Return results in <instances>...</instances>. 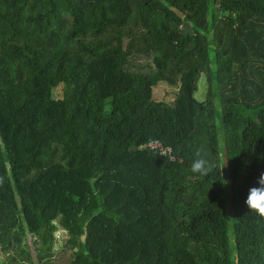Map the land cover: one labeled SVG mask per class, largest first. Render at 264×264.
<instances>
[{
  "label": "trees",
  "instance_id": "16d2710c",
  "mask_svg": "<svg viewBox=\"0 0 264 264\" xmlns=\"http://www.w3.org/2000/svg\"><path fill=\"white\" fill-rule=\"evenodd\" d=\"M197 151L209 176L190 170ZM261 172L264 0H0L10 263L52 264L60 229L68 264H264L244 203Z\"/></svg>",
  "mask_w": 264,
  "mask_h": 264
},
{
  "label": "rangeland",
  "instance_id": "374dc122",
  "mask_svg": "<svg viewBox=\"0 0 264 264\" xmlns=\"http://www.w3.org/2000/svg\"><path fill=\"white\" fill-rule=\"evenodd\" d=\"M143 60L139 58H134L131 61V69L137 70L143 65ZM177 92V87H172L165 85L164 83H159L153 90V98L157 101H165V102H172L175 94ZM205 92H206V84H205V78L204 75L201 77V80L199 82V92H197L196 97L197 100H204L205 99ZM60 90H55L54 95L59 96ZM227 211L228 218L231 219L230 212L228 211V208H225ZM67 239V236L63 230H58L55 233V239H54V254L52 258V264H68V262L71 259L72 251L69 249L64 248V243ZM32 237L31 235H27V243L29 246V252L34 257V249L33 245L31 243ZM230 242L232 243V238L230 236ZM230 243V244H231ZM0 261H2L4 264H12L9 261H7L5 253L0 250Z\"/></svg>",
  "mask_w": 264,
  "mask_h": 264
},
{
  "label": "clouds",
  "instance_id": "9594fccd",
  "mask_svg": "<svg viewBox=\"0 0 264 264\" xmlns=\"http://www.w3.org/2000/svg\"><path fill=\"white\" fill-rule=\"evenodd\" d=\"M195 157L196 158L193 159L190 165V170L192 173L206 177L216 170V163L206 158V156L202 155L200 151L195 153ZM226 160L220 170L226 167ZM222 183L227 185L228 181L223 180ZM257 185L258 186L251 187L248 190V194L244 203L248 211L254 213L255 217L258 218L256 222L258 224L264 225V172L260 173L257 180Z\"/></svg>",
  "mask_w": 264,
  "mask_h": 264
},
{
  "label": "built area",
  "instance_id": "2783aa9c",
  "mask_svg": "<svg viewBox=\"0 0 264 264\" xmlns=\"http://www.w3.org/2000/svg\"><path fill=\"white\" fill-rule=\"evenodd\" d=\"M146 146H148L150 148H158L160 153H162L164 155H168V157L170 159L173 158V156L170 154V149L166 148V147H162V145L158 141L149 142Z\"/></svg>",
  "mask_w": 264,
  "mask_h": 264
},
{
  "label": "water",
  "instance_id": "95a60500",
  "mask_svg": "<svg viewBox=\"0 0 264 264\" xmlns=\"http://www.w3.org/2000/svg\"><path fill=\"white\" fill-rule=\"evenodd\" d=\"M85 235H86V230H84V234L82 235V241H84V239H85Z\"/></svg>",
  "mask_w": 264,
  "mask_h": 264
}]
</instances>
